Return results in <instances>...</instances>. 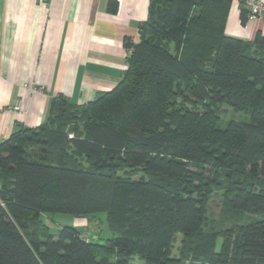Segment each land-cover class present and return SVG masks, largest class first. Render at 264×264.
<instances>
[{"label": "trees", "instance_id": "1", "mask_svg": "<svg viewBox=\"0 0 264 264\" xmlns=\"http://www.w3.org/2000/svg\"><path fill=\"white\" fill-rule=\"evenodd\" d=\"M231 2L151 0L113 90L83 105L59 95L43 125L0 143V264H264V38L226 33ZM224 107L250 121L221 127ZM225 181L219 228L205 229ZM99 213L104 242L45 222Z\"/></svg>", "mask_w": 264, "mask_h": 264}, {"label": "crops", "instance_id": "2", "mask_svg": "<svg viewBox=\"0 0 264 264\" xmlns=\"http://www.w3.org/2000/svg\"><path fill=\"white\" fill-rule=\"evenodd\" d=\"M251 1L232 0L227 34L264 38L262 20L241 24ZM117 2L111 12L109 0H0V143L43 125L57 96L83 105L120 83L128 68L125 40L139 43L151 0ZM17 103L20 111L12 109ZM85 221L75 219L74 227L86 231Z\"/></svg>", "mask_w": 264, "mask_h": 264}, {"label": "rangeland", "instance_id": "3", "mask_svg": "<svg viewBox=\"0 0 264 264\" xmlns=\"http://www.w3.org/2000/svg\"><path fill=\"white\" fill-rule=\"evenodd\" d=\"M171 51L174 50L173 45L170 46ZM221 127H225L226 123L229 120H236V121H250V114L246 111H235L229 107H224V112L221 114ZM73 136V135H70ZM68 158L67 162L72 163L75 165L82 166L84 168H89L90 161L87 160V158L76 152L73 149H70L68 151ZM256 187H259L258 189L264 190V180H259L255 182ZM228 189L227 181L224 182L223 187L218 190L216 193L213 194L211 197L208 212H207V225L205 226V229H208L209 227H216L219 228V219L218 215L221 209V203L222 198L226 190ZM75 217L66 215V214H55V215H47L45 216V222L46 224L51 228L53 232H56L60 227L65 226H75ZM88 223V228L86 231H84V235L87 236L88 239L94 238L99 239L100 242H104L106 239L111 238V231L109 229L107 218L105 213H99L95 215V218L92 220L86 219ZM221 239L217 242V250L221 247ZM183 238L181 235H178L176 238V241L173 244L172 249V255L178 256L180 255V249L183 245ZM189 259H191V255H189ZM202 262L201 260H198L195 263L189 262L188 264H203L199 263ZM131 264H145L144 260L140 259L138 256H135L133 260L131 261Z\"/></svg>", "mask_w": 264, "mask_h": 264}, {"label": "built area", "instance_id": "4", "mask_svg": "<svg viewBox=\"0 0 264 264\" xmlns=\"http://www.w3.org/2000/svg\"><path fill=\"white\" fill-rule=\"evenodd\" d=\"M250 16L249 19L252 20H262L264 22V2L262 0H253L248 3ZM131 54V50H128V55ZM14 111H20L21 105L17 103L13 108ZM86 242L89 241L87 236H84Z\"/></svg>", "mask_w": 264, "mask_h": 264}]
</instances>
